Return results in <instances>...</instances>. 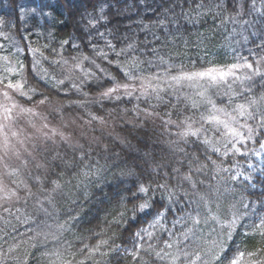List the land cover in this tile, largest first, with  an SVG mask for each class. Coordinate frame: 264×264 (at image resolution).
<instances>
[{
	"label": "clouds",
	"instance_id": "9594fccd",
	"mask_svg": "<svg viewBox=\"0 0 264 264\" xmlns=\"http://www.w3.org/2000/svg\"><path fill=\"white\" fill-rule=\"evenodd\" d=\"M217 3L219 7L207 10L197 7ZM228 3L229 0H198L195 11L188 12L183 8L184 0H19L16 7L22 20L28 12L45 18L48 36H52V29L57 30L59 41L55 47L60 48L62 41L77 46L66 50L70 62H74L72 57H77L83 64V56L89 58V67L77 74L76 81L78 87L87 91L85 85L89 80L102 83L109 71L104 67L100 73L104 59L98 54L111 53L104 44L109 37L119 42L118 51L127 49L129 41L136 44L137 47L129 51L146 63L156 62L157 70L160 65L151 51L153 47L166 54L177 48L178 43L185 45L186 41L185 46L201 49L207 47L205 41H211L212 34L217 32L225 41L230 38L233 56L264 45V0H231L232 7H228ZM149 11L154 13V18H149L153 21L151 24L144 23V14ZM207 15L218 20V24L215 28L209 27L207 35L197 33L194 45L190 44L183 36L188 31L184 22L195 23ZM120 17L130 24L125 26ZM39 23L37 21V25ZM138 32H147L152 39L146 36L138 41ZM157 38L159 44L154 43ZM86 50H89L87 54ZM185 66L188 68L187 64ZM261 84L264 82L251 84V90ZM33 86L49 91L39 81ZM121 96L124 98L122 93ZM131 100V104H115L114 99L106 100L98 91H92L86 101H77L85 104L79 109L83 114L71 109L63 119H57L48 113L55 124L67 121L66 134L72 137L74 144L80 145L79 148L61 145L55 160L52 157L56 152L51 147L45 151L38 142L27 139L31 134L27 124L10 123L5 129L9 147L3 154L0 171L11 188L15 189L16 184L9 172L19 171L28 183L38 175L28 153L46 162L50 176L57 177V183L62 185L57 192L50 188L40 191L39 185L34 186L35 194L22 207L19 222L13 220L14 227L0 232V252L4 253L7 264H17V261L19 264H61V260L79 264L81 258L99 260L100 264H123L125 249H130L134 242L141 246L138 249L140 264H193V261L195 264H233L241 252L245 253L243 264H246L252 258L248 255L250 251L256 252L255 259L264 260V238L245 244L232 226V213L236 208L245 229L259 216H264V185L233 184L228 173H222L224 178L221 179L216 165L208 159L210 153L194 141L181 145L184 151H180L162 129L149 134L139 131L145 127H125V108L131 110L134 104L144 102L138 93ZM106 102L110 106L106 107ZM92 106L104 109L105 119L111 114L106 129L95 122H81L89 120ZM73 119L76 124L71 123ZM13 132H19L20 136L14 137ZM18 140H24V144ZM216 160L222 167H230L219 158ZM189 174L192 182L184 179ZM50 197H54L51 204ZM23 208H27L30 219L23 218ZM169 208L172 209L170 215ZM45 211L50 215L45 216ZM160 216L166 219L149 228ZM192 216H198V225L193 224ZM57 224L65 225L64 229L58 231ZM98 239L107 241L102 251L112 253L111 259L99 254L91 257L87 252L83 257L78 255L84 246L90 248Z\"/></svg>",
	"mask_w": 264,
	"mask_h": 264
},
{
	"label": "snow or ice",
	"instance_id": "6c2138e0",
	"mask_svg": "<svg viewBox=\"0 0 264 264\" xmlns=\"http://www.w3.org/2000/svg\"><path fill=\"white\" fill-rule=\"evenodd\" d=\"M192 3L196 4V0H192ZM219 6L218 3L197 5L205 10ZM227 6L232 7L231 0ZM190 11H195V8ZM5 26L6 23L0 21V35L8 39L2 31ZM51 38L49 34V39ZM154 43L159 44L160 40L157 38ZM184 43L187 44L186 41ZM61 44L60 48L49 44L42 47L24 45L23 48L16 45L17 52L30 53V59L28 55H25L23 60L19 56H0V169L3 168L5 149L9 147L5 129L10 123L27 124L31 129L27 139L38 142L45 151L51 147L56 152L52 157L55 160L59 156L61 145L75 148L80 145L74 144L72 137L66 134L68 122L55 124L48 118V113L54 114L57 119H63L71 109H83L85 104L77 101H86L92 91H98L106 100L114 99L115 104H131V98L138 93L144 102L134 104L131 110L125 108L124 126L145 127L149 122L155 125L156 121H159L158 130L162 129L164 134L169 135L172 138L171 143L180 151H184L181 145L194 141L201 149L210 153L208 159L216 165V173L221 179L224 178L222 173H228L233 184L242 182L248 187L256 183L264 185V169L260 170L259 176H254L253 173L257 169L248 164L247 167L252 171L246 174L235 159L237 156L246 158L249 152L258 155L256 149L249 147L250 143L259 145V150L264 151V84L256 90H251L250 87L258 81L264 82V45L256 49L249 48L246 55L233 56L230 62L210 60L209 66L202 70L186 68L183 60L177 62L176 58L181 56L178 47L166 54H161L159 49L153 47L151 51L157 56L160 65L157 70L154 68L156 62L150 60L146 63L142 57L129 51L136 48V44L129 41L127 49L118 51L119 42L114 43L108 39L104 44L112 50L111 53L105 54L101 51L98 54L104 59L100 73H103L104 67L109 71L104 75L102 83L89 80L85 91L77 85V74L89 67L91 61L81 54L85 63L81 64L77 57H72L74 62H70L66 50L77 46L70 41H62ZM3 47L0 45V48ZM45 49L48 50L47 54ZM87 75L85 73V76ZM37 81L49 91H40L38 87H34ZM240 97H243V100L239 99ZM88 116V121L81 122H95L102 129H106L111 122L110 113L108 119L94 112H89ZM71 123L76 124L77 121L73 119ZM13 136L19 137L20 133L13 132ZM18 142L24 144V140ZM213 154L230 167H222L213 158ZM16 155L19 158L20 153L17 152ZM28 155L35 162L38 173L32 183L26 182L19 171L9 172L8 175L15 178L16 188L13 189L0 171V232L14 227L13 220L19 222L22 207L27 205L28 199L35 194L34 186L39 185L40 191L50 188L57 192L62 189V185L57 183V177L50 176L48 164L32 153ZM204 166L207 167V164ZM83 174L88 175L87 172ZM184 179L192 182L190 174L185 175ZM53 200L54 197H50L49 203ZM171 211L169 208V215ZM44 215L50 213L45 211ZM23 218L30 219L27 208H23ZM163 219L166 217H158L149 228H154L156 223ZM192 222L198 225V216H192ZM44 223L47 227L46 220ZM232 226L244 239L245 244L264 238V216H259L245 229V224L240 220L239 209L236 208L232 213ZM64 227L63 224H57L58 231ZM98 235L102 236L103 233ZM148 235L151 236L152 233L149 232ZM137 236L143 239L140 233H137ZM106 246V240L98 239L92 247L84 246L78 255L83 257L87 252L91 257L99 254L111 259L112 253L102 251ZM140 247L134 242L130 249H125L123 264H140ZM167 247H171V244H167ZM248 255L252 258L246 264H264V260L255 259V251H250ZM244 256L245 253L241 252L233 264H243ZM0 264H7L3 252H0ZM61 264L70 262L61 260ZM79 264H100V261L81 258Z\"/></svg>",
	"mask_w": 264,
	"mask_h": 264
},
{
	"label": "trees",
	"instance_id": "16d2710c",
	"mask_svg": "<svg viewBox=\"0 0 264 264\" xmlns=\"http://www.w3.org/2000/svg\"><path fill=\"white\" fill-rule=\"evenodd\" d=\"M19 0H15V2H11L10 0H0V19H4L6 22V26H9L11 28L13 36L17 39V41L20 43L22 47L24 45H31L33 47L36 46H43L45 44L50 43V39L48 36V31L44 26V19L42 17H37L34 12H28L26 13V18L21 19L20 18V11L16 7V3H18ZM198 2V0H196ZM183 8L186 12L190 11V9L195 8V3H189V0H187V4H183ZM192 15H195L193 12ZM150 17L154 18V13L149 11L144 14V23L151 24L153 21L149 19ZM119 20L123 21V24L125 26L130 24V21L125 19L124 17L118 18ZM8 22H7V21ZM37 21H40L39 25H37ZM218 24V20H214L211 15L204 16L201 19H197L195 23H189L188 21L184 22V27L188 29L187 32L183 33V36L185 38L189 39L190 44L194 45L196 35L197 33L207 35L209 27L215 28ZM132 27H136V25H132ZM52 38H51V45L50 46H58L59 37L57 35V30L52 29ZM159 32V30H158ZM137 40H143L147 36L149 40L152 39L151 36H148L147 32H138L137 34ZM23 38V39H22ZM111 39V37H109ZM179 36L177 37V40L179 41ZM114 43H117L116 41H113ZM101 46H103V41L100 42ZM205 44H207V47H203L201 49H196L194 46H185L182 43H178L177 47L181 52L184 53V55L176 58L177 62L180 60H183L185 64L188 65L189 69H203L208 65V61L213 62H230L233 57L232 53V46L230 43V38L228 41L223 42V38L221 37L220 33H213L211 36V41L206 40ZM68 46L66 45L65 48ZM45 53H48V50H44ZM86 50V54H87ZM199 53V55H197ZM67 54V53H66ZM242 54L246 55L247 51L242 50ZM25 55H28L29 59L31 58V54L28 52H24V55L22 57V60ZM167 59V57H165ZM106 63V62H105ZM219 102V101H218ZM106 107L110 106L108 102L105 104ZM93 112L97 115H106L104 109H100L98 106H92ZM81 114L82 110H77ZM159 121H156V124H152L149 122L145 125L144 129H140L139 131L144 132L147 131L149 134L152 132H155L158 130ZM125 127H128L127 125ZM250 148H254L259 152V145L256 144H249ZM213 158L216 159L215 155L213 154ZM240 163V167L242 170L247 172L252 171L247 167L248 164H252L257 171L253 173L254 176H259L260 170L264 169V156L262 158V162L260 163L256 155H252L251 152H249L248 157L241 158L237 156L235 158Z\"/></svg>",
	"mask_w": 264,
	"mask_h": 264
},
{
	"label": "rangeland",
	"instance_id": "374dc122",
	"mask_svg": "<svg viewBox=\"0 0 264 264\" xmlns=\"http://www.w3.org/2000/svg\"><path fill=\"white\" fill-rule=\"evenodd\" d=\"M0 21H4V19H0ZM2 31L4 32L5 35H7L8 39H4V36L0 35V45L4 46L3 48H0V56H5V55L11 56V57L19 56L20 59H22L24 52L18 53L16 45H18L21 48L23 47L20 45L17 39L13 36L11 28L9 26H5ZM224 41L225 40L223 39V42ZM262 156H264V151L258 152L257 159L259 161H262Z\"/></svg>",
	"mask_w": 264,
	"mask_h": 264
}]
</instances>
